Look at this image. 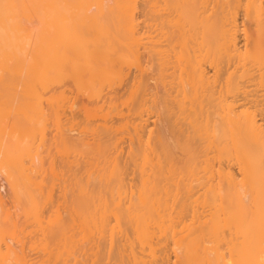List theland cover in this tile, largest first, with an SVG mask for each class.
Instances as JSON below:
<instances>
[{
	"label": "bare ground",
	"instance_id": "obj_1",
	"mask_svg": "<svg viewBox=\"0 0 264 264\" xmlns=\"http://www.w3.org/2000/svg\"><path fill=\"white\" fill-rule=\"evenodd\" d=\"M120 221L115 264H264V0H0L1 264L29 222L95 264Z\"/></svg>",
	"mask_w": 264,
	"mask_h": 264
},
{
	"label": "rangeland",
	"instance_id": "obj_2",
	"mask_svg": "<svg viewBox=\"0 0 264 264\" xmlns=\"http://www.w3.org/2000/svg\"><path fill=\"white\" fill-rule=\"evenodd\" d=\"M239 21H240V19H239ZM154 119H155V117H153ZM153 118H151V119H149V124H150V127H153V123L151 122V121H153L152 119ZM151 120V121H150ZM157 120V119H156ZM159 124V122L157 123V125ZM74 133V132H73ZM76 133V132H75ZM54 150V149H53ZM53 152V151H52ZM56 152V151H55ZM55 152H53V154L51 155L52 156V158H53V165H55L56 167L57 166H59L57 163V161L58 160H60V157L59 156H56V155H58L57 153H55ZM55 154V155H54ZM54 155V156H53ZM57 159V160H56ZM80 161H81V159H80ZM59 163H60V161H59ZM74 166V165H73ZM55 168V167H54ZM77 169L79 170V168H77L76 167V169H75V167H73V170H72V172L73 173H75L76 171H77ZM57 170H59V169H56V171ZM67 170V169H66ZM71 170H69V172H70ZM58 172V171H57ZM53 173V172H52ZM52 173H47V174H51L50 176L48 175V177L46 178V177H44V179H43V184L45 185V186H47V184H46V182L49 184V186H48V188L50 187V189H51V187H52V189L54 190V189H56L57 191L55 192V190H54V192H52V191H50L51 192V196H50V199H53L52 200V202L50 201V199H48V200H46L45 201V203L43 204V207H42V219L44 220V221H46L47 220V218H48V216H50V214H51V216H53V215H58V213H59V216H60V214L62 213H64L65 214V217H64V215H62V219H67L68 218V216H70V214L68 215V211L70 212V210L71 209H73V207L74 206H72V207H70V210H64L65 209V205H66V203H63V201H64V199H65V201L67 202L68 201V199H66L67 197L69 198V197H71V196H69V193H67L68 191L65 189V194H67V195H62V189H61V191H59L58 192V190L60 189V187H59V189L57 188L58 186H60L61 185V182H60V180L56 177V176H53L52 175ZM77 174V173H76ZM66 175V174H65ZM67 175L68 176H70L69 174H68V170H67ZM79 175V174H78ZM53 178H52V177ZM50 177L52 178V181L54 182V184L52 183V181H50V183H49V180H50ZM54 177L56 178V180L54 181L53 179H54ZM78 177V176H77ZM71 178V177H70ZM58 179V180H57ZM65 179H66V177H65ZM94 180V179H93ZM92 180V182H93V184L95 185V183H97V180H94L93 181ZM69 181V180H68ZM67 181V182H68ZM66 182V181H65ZM55 183H57V184H55ZM69 184H70V181L68 182ZM90 183H91V180H90V182H89V186H90ZM52 184V185H51ZM65 185H66V188L67 189H70V186L69 185H67L66 183H64ZM54 186H56V188H54ZM68 186V187H67ZM62 188V187H61ZM180 191H182V190H180ZM180 191H179V194H178V196H176V198L174 199V201H173V203H172V207H173V209H174V215H176V212H179L180 211V208H179V205H180V203L181 202H183L184 201V198H186V196H181V194H180ZM70 192V191H69ZM56 193H60L59 194V197H61L60 199H61V201L58 199L57 201L58 202H55L56 200H55V198H57V194ZM54 194H56L55 196H54ZM67 196V197H66ZM52 197V198H51ZM161 197H163V196H161ZM195 196H193L192 198H194ZM70 199V198H69ZM74 200H76L75 198H73V201ZM55 202V206H54V202ZM106 201L107 202H110V198L107 196V199H106ZM69 202L71 203L72 202V200L70 201L69 200ZM131 202L132 203H135L136 202V197L135 196H133L132 197V199H131ZM61 203V204H60ZM63 203V204H62ZM57 204H58V206H57ZM59 204H60V206H59ZM65 204V205H64ZM72 205H74L73 204V202L71 203ZM95 204L97 205V201L95 202ZM46 205V206H45ZM48 205V206H47ZM63 205V206H62ZM130 205V203L129 202H126V203H123L122 205H121V207L122 208H125V207H127V206H129ZM49 206H50V209H49ZM54 206V209L52 208ZM19 208H20V206H18ZM57 207H58V209H57ZM60 207L63 209L62 210V212H60ZM64 207V208H63ZM69 207H67V208H69ZM18 208V209H19ZM51 209L52 210H54V212L53 211H51ZM56 210V211H55ZM58 210V211H57ZM173 212V211H172ZM78 216V215H77ZM173 216V215H172ZM61 217V216H60ZM70 218V217H69ZM68 218V219H69ZM112 221V222H111ZM110 223H111V226H112V224L114 225L115 224V222L113 223V219L112 220H110ZM28 225V224H27ZM27 225L25 226V227H23V226H20V229H22V231L23 232H18V234H17V232H15L14 233V235H17V236H19V237H17V238H19V240H21L22 239V241L24 240V238L25 239H28V240H24L23 242L22 241H20L19 243L21 244L20 246H19V244H18V250H19V252L21 251L22 252V250L24 251V249H25V254H23L24 256H23V258H22V256L20 257V254L18 255L19 256V260L22 258V259H27V263H22V261L21 262H18V263H16V261H11L10 259H8V257H7V263H4V264H8V260H9V264H10V262H12L11 264H91V261H92V259L94 258V257H89V255H90V253H91V251H90V253H89V250H88V252H85V253H87V255L85 254V253H83L85 256L84 257H81V255H82V252L83 251H80V253L81 254H79L78 252L75 254V258L73 259V258H71L72 259V261L70 262V261H68L69 259H65L64 257H63V255L65 254V257H67V255H66V253H65V251H63L64 252V254L62 255V252H61V249L63 250V248H61V249H58V250H60V252H61V254H57L56 252H57V249L56 248H58V247H61V245L62 244H59L60 243V241L62 242V239H60V241L57 239V238H60V237H62L63 239L64 238H66V237H68L67 235L68 234H66L65 232H70L69 230L67 231H64V232H62L61 233V235H60V237L58 236V237H54V239H53V235H52V233H51V231H47V232H44V233H41L40 234V232H38L37 231V229H36V227H33L32 226V224L29 222V226L27 227ZM117 229H118V232L117 231H115L116 233H114V234H116V238L115 237H113V239L115 240L114 241V246H113V249H112V252H111V254H110V256H109V258H108V256H106V258L104 257V255H106L105 254V252L106 251H108V244H107V242H106V246H105V241H104V238H102V237H99V238H96L95 239V244H96V249H95V251L97 252V255H96V257H95V264H115V258L113 257V251L114 250H116V246L118 245V238L120 237V239H122L123 240V238L120 236V234H119V230L121 229V231H122V236L124 237V238H127V237H129V239L131 240V232H130V227H129V225L128 224H126V222H124V221H120L119 222V224H118V227H116ZM116 229V230H117ZM12 232V231H11ZM30 232V233H29ZM8 233H10V232H8ZM56 233V232H55ZM60 233V232H59ZM63 233H65V234H63ZM26 234V236L28 237H25L24 236V238H21V236H23V235H25ZM71 234H72V232H71ZM70 233H69V236L71 235ZM124 234V235H123ZM21 235V236H20ZM31 235V236H30ZM52 235V236H51ZM56 235H57V233H56ZM65 237H64V236ZM81 236L82 235V233H79L76 237H74L73 238V240H76L77 238H78V236ZM104 237V236H103ZM29 238H31L32 240H30L31 242L29 243V244H27V242L29 241ZM106 239H107V237H106ZM128 239V240H129ZM56 242H55V241ZM121 240V242H120V244H122L124 241H122ZM129 240V241H130ZM33 241V242H32ZM63 242H64V240H63ZM81 242V241H80ZM57 245H56V244ZM84 244L86 243V241L85 242H83ZM55 244V245H54ZM89 244L90 243H88L87 244V246H86V244H85V246H84V248H86V247H89ZM126 244H127V242H126ZM29 245V246H28ZM79 245V244H78ZM162 245V244H161ZM56 246V247H55ZM163 246H164V244H163ZM20 247H24V248H21V250L19 249ZM33 247V248H32ZM17 248H16V250H17ZM17 250V251H18ZM28 250V251H27ZM32 250V251H31ZM31 251V252H30ZM56 251V252H55ZM94 251V252H95ZM169 251V250H168ZM167 251V252H168ZM16 252V251H15ZM55 252V253H54ZM60 252H58V253H60ZM23 253V252H22ZM52 254L54 255V254H56L57 256L58 255H60V257H56L55 255V257L54 256H52ZM77 254H79V256L81 257H76V255ZM14 255H16V253H14ZM26 255V256H25ZM11 256V255H10ZM74 256V255H73ZM169 257H170V261H172L173 262V260H174V254H173V252H169V255H168ZM11 257H13V254H12V256ZM27 257V258H26ZM65 259V260H63V258ZM88 257V258H87ZM87 258V259H86ZM14 259V258H13ZM61 259V260H60ZM4 260H6V259H4ZM14 260H16V257H15V259ZM3 261V260H2ZM18 261V260H17ZM0 264H1V262H0Z\"/></svg>",
	"mask_w": 264,
	"mask_h": 264
}]
</instances>
